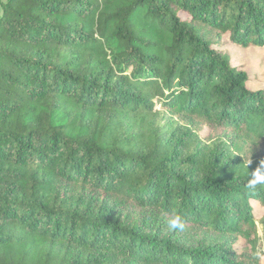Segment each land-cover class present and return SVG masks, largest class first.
<instances>
[{"label":"trees","instance_id":"1","mask_svg":"<svg viewBox=\"0 0 264 264\" xmlns=\"http://www.w3.org/2000/svg\"><path fill=\"white\" fill-rule=\"evenodd\" d=\"M224 36L263 48L264 0H0V264H257L232 244L264 206V89Z\"/></svg>","mask_w":264,"mask_h":264},{"label":"rangeland","instance_id":"2","mask_svg":"<svg viewBox=\"0 0 264 264\" xmlns=\"http://www.w3.org/2000/svg\"><path fill=\"white\" fill-rule=\"evenodd\" d=\"M215 48L228 54L232 66L241 69L248 75L249 81L247 83V88L249 90L257 91L264 89V47H249L243 49L232 44L228 36H224L221 38L220 44L215 46ZM170 118L171 117L167 113L161 112L156 119V124L162 126L163 130H166L168 126H170ZM174 120L178 121L175 118ZM196 133L201 144L200 147L204 148V150H214L222 147H229L230 151L233 150L228 140L231 133L227 130L216 126H200V130L196 131ZM251 154L254 158L249 161V164H252L256 160H262L264 162V146L262 148L257 147L253 149ZM237 155V153H234V156ZM250 205L253 208V214L257 224L256 238L254 241L238 238L237 241L232 244V249L238 254L253 257V260L256 261L257 264H264V206L255 201H250ZM170 232H175L182 237H189L191 235L188 234V228L186 227H184L183 231Z\"/></svg>","mask_w":264,"mask_h":264},{"label":"clouds","instance_id":"3","mask_svg":"<svg viewBox=\"0 0 264 264\" xmlns=\"http://www.w3.org/2000/svg\"><path fill=\"white\" fill-rule=\"evenodd\" d=\"M262 168H264V163L252 172V178L248 185L250 188L255 189L257 183L264 182V171H262ZM167 226L170 231H183L185 222L181 215L173 213L167 221Z\"/></svg>","mask_w":264,"mask_h":264}]
</instances>
